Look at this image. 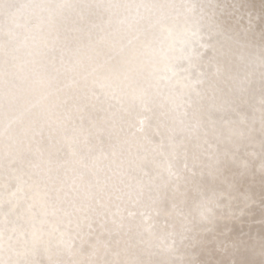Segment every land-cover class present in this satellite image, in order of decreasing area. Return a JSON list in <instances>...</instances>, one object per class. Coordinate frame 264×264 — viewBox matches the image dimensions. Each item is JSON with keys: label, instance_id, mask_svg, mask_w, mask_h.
Masks as SVG:
<instances>
[{"label": "snow or ice", "instance_id": "1", "mask_svg": "<svg viewBox=\"0 0 264 264\" xmlns=\"http://www.w3.org/2000/svg\"><path fill=\"white\" fill-rule=\"evenodd\" d=\"M0 264H264V0H0Z\"/></svg>", "mask_w": 264, "mask_h": 264}]
</instances>
